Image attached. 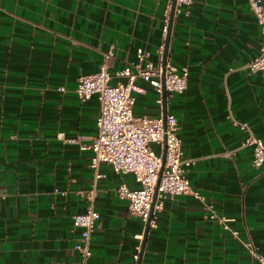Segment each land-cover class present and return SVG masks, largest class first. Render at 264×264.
I'll return each instance as SVG.
<instances>
[{
  "label": "crops",
  "instance_id": "0c3cea01",
  "mask_svg": "<svg viewBox=\"0 0 264 264\" xmlns=\"http://www.w3.org/2000/svg\"><path fill=\"white\" fill-rule=\"evenodd\" d=\"M170 0H0V264H128L142 222L115 189L138 187L132 174L101 163L94 208L99 213L91 255L74 246L71 216L87 206L93 180L89 145L99 102H81L78 77L137 60L159 61L164 10ZM264 3V0H262ZM263 35L247 0H193L173 18L168 57L188 67L187 89L166 97L179 121L190 184L219 216L264 255V164L251 163L246 122L264 141V75L243 66ZM118 80L113 78L112 82ZM63 87V91L58 88ZM136 116L158 117L157 92L137 79ZM67 140H78L70 142ZM159 152L157 144L152 145ZM145 264H260L189 195L167 198L148 231Z\"/></svg>",
  "mask_w": 264,
  "mask_h": 264
},
{
  "label": "built area",
  "instance_id": "2783aa9c",
  "mask_svg": "<svg viewBox=\"0 0 264 264\" xmlns=\"http://www.w3.org/2000/svg\"><path fill=\"white\" fill-rule=\"evenodd\" d=\"M193 0H176L173 18L178 14L188 16ZM249 9L260 26L263 41L259 53L244 64L250 72L264 75V3L262 0H247ZM171 0L163 14L162 43L157 48L159 61L155 64L150 60L151 53L139 50L137 60L129 62L124 68L109 71V64L114 57L113 50L103 53L97 71L78 77L76 94L83 102L95 95L99 102V112L95 119L96 132L89 145H80L81 149H89L91 157L89 166L94 172L91 186L84 191L87 206L71 216L72 225L79 228L80 243L74 248L86 259L91 255V236L97 228L99 213L94 208L96 196V180L102 176L98 172L101 163L110 164L116 173L132 174L138 187L130 188L122 182L115 189L116 195L126 199L128 211L142 222L140 232L132 235L135 240L134 250L128 264H145L142 258V242L148 223L149 230L157 225V213L163 208L167 198L177 195H189L199 200L206 216L216 220L224 229L229 230L248 250L251 257L264 264V255L251 241L242 240L238 233L228 226V218L219 216L213 206L205 201L200 191L195 189L186 175V168L195 164V159L184 156L182 139L179 135V121L174 113L167 112L165 117L136 116L133 113L135 97L133 89L135 81L141 79L149 83L157 92L156 102L162 106L163 90L166 97L182 94L187 89L188 67L175 66L168 55L163 65V52L168 23L170 18ZM164 74V76H163ZM113 78L123 79L112 82ZM163 78V79H162ZM63 91V87L58 88ZM229 118L235 126L247 132L242 147H250L251 163L258 168L264 164V141L256 136L246 122ZM78 142V140H67ZM159 146V152L152 145ZM157 192L155 201L153 196Z\"/></svg>",
  "mask_w": 264,
  "mask_h": 264
},
{
  "label": "water",
  "instance_id": "95a60500",
  "mask_svg": "<svg viewBox=\"0 0 264 264\" xmlns=\"http://www.w3.org/2000/svg\"><path fill=\"white\" fill-rule=\"evenodd\" d=\"M175 1L176 0H171V10H170L169 23H168V32H167L166 38H165L164 52H163V57H162L163 65H164L165 59H166V57L168 55L169 41H170L172 24H173V11H174V7H175ZM163 76H164V74H163ZM162 98H163V103H162V108H163L162 110L163 111H162V115H163V117H165V115L167 114V107H166V93H165L164 90L162 92ZM156 194H157V192L155 191L154 196H153V202L155 201ZM148 231H149V226H148V223H147L146 224L145 231H144L143 242H142V253H143V250H144V247H145V242H146V238H147Z\"/></svg>",
  "mask_w": 264,
  "mask_h": 264
}]
</instances>
